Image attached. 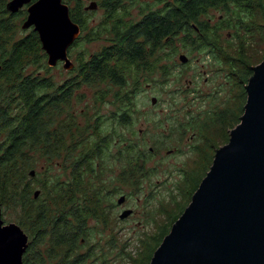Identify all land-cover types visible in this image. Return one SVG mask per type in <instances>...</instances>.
Returning a JSON list of instances; mask_svg holds the SVG:
<instances>
[{"label":"rangeland","instance_id":"rangeland-1","mask_svg":"<svg viewBox=\"0 0 264 264\" xmlns=\"http://www.w3.org/2000/svg\"><path fill=\"white\" fill-rule=\"evenodd\" d=\"M1 1L7 5L11 0ZM64 1L70 9L83 10L90 5L89 1ZM152 1L149 12L161 7V0ZM27 8L13 15L16 27L10 34V42L31 34L33 28L22 29L28 16ZM142 11L143 5L131 6L119 20L109 18L102 6L79 13L77 22H83L86 27L81 36L98 28L99 35L84 37L69 50L75 67L82 59L100 56L102 50L110 46L113 28L137 23ZM223 15V11L213 10L210 17H206L213 19L212 25L217 29L214 44L220 50L218 55H215L216 50L201 47L200 42H195L194 46L177 41L159 47L157 52L144 58L141 63L147 61L146 65L130 68L132 74L126 79L124 89L108 76L96 89L83 87L78 91L68 109L69 113H74L75 120L71 124L72 131L66 134V144L58 146L57 152L51 151L48 156L36 151L29 169L21 175L25 184L20 187L30 185L29 204L26 210L22 209L21 195L12 201L14 207L0 204L4 224L18 225L28 235L30 244L36 236L32 230L37 224L36 215L32 213L37 203L45 204L48 214L51 210L57 213L55 208L66 214L79 204L88 214L85 229L88 238L82 237L74 256L85 255L92 249L94 256L84 264L94 263L96 256L103 264H141L146 243H151L164 227L171 230L173 217L180 216L189 206L196 185L212 166L216 151L229 142L227 137L230 138V132L239 124L246 104L244 83L248 80V67L264 61V31L258 29L264 20L260 14L253 12L232 19V29L225 21L217 24ZM181 56L188 58L186 64L181 62ZM51 71L49 67L30 64L25 75L51 74L57 83H65L74 70H65L61 62ZM105 81H109V85ZM122 97L127 100L124 106L131 107L125 113L120 111L124 108L120 103ZM64 122H69L66 112L58 118L53 130ZM83 131L80 142L67 148L68 144L72 146L73 135L78 137ZM152 148L153 152L148 154ZM83 150L85 160L90 162L89 158H94L97 162L92 167L79 165L77 173L84 172L81 177L77 175V186L72 191L74 205L67 206L66 199L71 198V194L56 192V187L69 189L73 172L71 161L79 160ZM32 170L34 177L29 176ZM128 211L130 214L121 219ZM46 241L42 245V264H58L56 255L47 254ZM153 247L147 249V255L152 253ZM53 252L59 255V249L51 248Z\"/></svg>","mask_w":264,"mask_h":264},{"label":"trees","instance_id":"trees-1","mask_svg":"<svg viewBox=\"0 0 264 264\" xmlns=\"http://www.w3.org/2000/svg\"><path fill=\"white\" fill-rule=\"evenodd\" d=\"M79 3H77L78 6H81ZM102 3L108 17L118 18V20L123 18L125 10L131 7L118 4L115 0H102ZM161 3L162 9L160 7L150 12L143 5L142 17L136 24L127 23V26L114 27L113 48H108L100 56L95 55L88 60H80L77 67L74 65L72 77L65 83H57L54 81L56 78L51 74L49 76L38 75V73L25 75V70L30 64L40 65L42 68L49 67L50 72H52L51 68L57 65L55 67L48 65L47 55L42 49L38 33L34 30L23 39L9 41L10 34L16 27L13 21L14 16L7 12L4 1L0 2V204L14 207L12 201L17 200L21 195L24 200L20 204L22 209L26 210L31 198V189L30 185L20 187L21 184H25V178L23 179L21 175L29 169L36 151L48 156L51 151L56 153L58 146L66 144V134L72 131L71 124L75 120L74 113H69L68 109L72 107L77 92L83 87L96 89L100 82L109 76L115 85H121L124 89L127 84L126 79L132 74L130 68L147 64V61L141 63L144 58L152 54L145 51L146 47H152L154 52L159 47L164 48L175 43V40L194 46H196L195 42H200L201 47L207 46V49L216 50L215 55H218L220 50L214 44L217 40V29L212 25L213 19L206 18L210 17L213 10L224 12V15L220 17L221 21L217 24L225 21L231 29L232 19L234 21V18L241 15L257 12L264 20V0H162ZM70 11L72 20L81 25L82 31L85 32L86 27L83 22H77V15L84 14L86 8L84 7L83 10L80 7L72 8ZM98 29L90 31L86 36H81V39L90 35L98 37ZM258 29L264 31V23L259 24ZM93 39L96 40V38ZM246 75L249 80L253 75L252 68L248 67ZM248 80L244 85L248 83ZM109 81L105 83L109 85ZM245 95L246 92L244 98ZM122 99H120L121 103H123ZM120 111L125 113L126 110L122 108ZM64 112L67 113L69 122L67 124L64 122L59 129L53 130L58 118ZM118 117L121 118L122 115ZM92 130L94 131L93 128ZM83 134L84 131L78 137L73 135L72 146L68 144L67 148L76 146ZM229 139L228 136L227 141ZM152 152L153 148L148 154ZM85 157L83 150L79 160L76 158L71 161L73 172L68 183L69 189L64 186L56 187V192L67 191V194H71V198L68 196L66 199L67 206L74 205L72 191L77 186L76 182L79 178L77 175L81 177L84 172L81 170L80 174L77 173L80 169L79 165L92 167L97 162L94 158H89V162L85 160ZM201 182L196 185L194 193ZM104 197L107 195L105 194ZM30 203L33 208V202ZM37 204L39 205L34 207L32 213L36 215L37 224L32 229L36 236L32 238L24 254L23 264H42V245L47 242L46 240L49 246L47 254L56 255L55 260L59 262L58 264H84L88 258L94 256L92 249L85 255L74 256L81 246L82 237L88 238L85 232L88 214L82 206L75 205L73 209L67 210L66 214L55 208L57 212L55 214L59 215L55 217L52 210L49 214L46 212L45 204L41 202ZM176 216L177 214L172 219L173 223L180 218ZM102 218L106 219L105 216ZM169 231L167 227H164L151 243H146L141 264H150L154 252ZM36 237L39 239L34 240ZM153 245L152 253L147 255V249ZM51 248L59 249V255L55 252L51 253ZM99 262L104 263L96 256L92 264Z\"/></svg>","mask_w":264,"mask_h":264},{"label":"water","instance_id":"water-1","mask_svg":"<svg viewBox=\"0 0 264 264\" xmlns=\"http://www.w3.org/2000/svg\"><path fill=\"white\" fill-rule=\"evenodd\" d=\"M32 1L11 0L6 10L14 15L29 6L22 29L38 33L50 67L63 62L65 70L73 69L69 49L81 27L72 20L70 7L64 0ZM97 7L94 2L86 11ZM180 60L188 62L185 56ZM252 71L240 123L216 151L206 177L150 264H264V61ZM29 241L18 225L4 224L0 209V264H23Z\"/></svg>","mask_w":264,"mask_h":264},{"label":"flooded vegetation","instance_id":"flooded-vegetation-1","mask_svg":"<svg viewBox=\"0 0 264 264\" xmlns=\"http://www.w3.org/2000/svg\"><path fill=\"white\" fill-rule=\"evenodd\" d=\"M36 0H33L32 1V3L33 2H35ZM81 2H84V3H86L87 1H89L90 3V5L92 4V3H94L95 1L94 0H80ZM115 1H117V3L118 4H121V5H124V6H135V5H139V6H141V5H144V6H146V8H149V7H151L152 6V4H153V1L152 0H115ZM161 2H162V0H161ZM96 4H97V8H99L100 6H103V3H102V0H99L98 2L96 1L95 2ZM115 3V2H114ZM89 5V6H90ZM26 7H29V6H26ZM86 8V7H85ZM160 9H162V3H161V8ZM142 13H143V11H142ZM141 17H142V15H141ZM78 24V23H77ZM134 24H136V23H134ZM79 25V24H78ZM80 27H81V25H79ZM82 27H81V34H80V36H79V38L77 39V41L79 42L80 40L79 39H81V35H82ZM114 39L115 38H112L111 39V41H110V46H109V48H113V46L115 45V41H114ZM75 42L74 44H77L78 42ZM176 42H177V40H175V44H176ZM74 44L70 47V49L74 46ZM69 49V50H70ZM105 49H107V48H104L102 51L104 52L105 51ZM157 50H159V48H157L154 52H153V48L152 47H146L145 48V51L147 52V53H155V52H157ZM102 52V53H103ZM61 62H59L58 64H60ZM57 64V65H58ZM131 77V76H130ZM133 77V76H132ZM134 78V80H135V77H133ZM123 100V103H121L122 105H123V107H124V109L126 110L127 108H129L130 106H124V105H126V102H127V100H126V98H123L122 99ZM131 108V107H130ZM130 114V113H129ZM119 118V117H118ZM122 196H125V195H122Z\"/></svg>","mask_w":264,"mask_h":264}]
</instances>
